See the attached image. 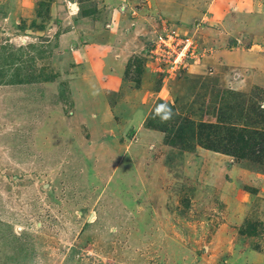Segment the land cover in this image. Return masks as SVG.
<instances>
[{
	"label": "rangeland",
	"instance_id": "374dc122",
	"mask_svg": "<svg viewBox=\"0 0 264 264\" xmlns=\"http://www.w3.org/2000/svg\"><path fill=\"white\" fill-rule=\"evenodd\" d=\"M261 9L264 0H0V264H264ZM129 19L141 52L122 55L118 98L98 88L110 66L90 63L99 49L76 68L65 51L72 28L79 37L91 25L85 37L102 40L105 24L117 33ZM162 25L191 35L198 69L156 70L144 50ZM247 49L261 63L242 62ZM82 76L93 83L75 84ZM48 80L49 90L37 84ZM53 92L69 118L49 126L30 108L54 107ZM236 93L249 101L237 107ZM200 122L246 130L244 154L205 148L207 134L225 144Z\"/></svg>",
	"mask_w": 264,
	"mask_h": 264
},
{
	"label": "crops",
	"instance_id": "0c3cea01",
	"mask_svg": "<svg viewBox=\"0 0 264 264\" xmlns=\"http://www.w3.org/2000/svg\"><path fill=\"white\" fill-rule=\"evenodd\" d=\"M262 11L263 10L261 9V12L258 13L257 16L264 17V13ZM89 17H90V15L89 16L88 15L80 16V19H78L76 22L88 20ZM132 21H133L132 19L127 20V22H128L127 24L125 21L121 22V24H123V25L121 27H119L120 30L117 33L113 32L115 29L117 30V28L115 27V24L117 22L110 21L108 24H105V26L107 27L108 30L104 29V32L106 33V35L102 38V40H96V37L94 38V40L93 39L90 40V39L85 37V35L91 37V35L95 34L96 31L95 32L93 31L95 29H93L91 25L89 28V30L92 31L91 33H87L84 29H82V34L79 33V37L81 38V40L75 34L76 32H75L74 28H72V31H70L71 33L73 32L74 35L72 37V40H70V42L68 43V45L69 44L70 45L67 47L65 52H66V54H69L72 57L74 64H75L74 65L75 68L79 63L76 58L79 56L82 58H86V57L88 58L89 54L86 53L85 49L92 46V45L95 46L96 49L100 50L101 56L100 57H92V55L91 56L89 55V58L91 59L90 63L97 62L96 64H98V66H101V67H103V65H99V63L101 64V62H107L108 64H110V66H107V67H105L106 65H104V67L101 69L102 73L105 77H104V79L99 80V86H98V88L101 91H103L106 95L108 92L112 93V94L115 92L117 94L116 96H118V98L123 97V96H120V93H118V90L121 88V87H119V84L121 83L120 80L122 79V77L125 76V68L122 67L123 65L121 64L120 59H121L123 54H125L126 59L128 58V60H129L130 57H133L135 55L134 53L137 54V53L141 52V49H139L138 47L137 48L135 47V50H132L133 54L131 52V49L133 48V46H135V40L137 41V37L139 35V33L135 32L138 25H139V21L137 22V26L134 29H132L131 28L132 26L129 25V24H131L129 22H132ZM257 21H259V19ZM255 24L258 27L259 25H257V24H260V23L258 22ZM255 24H253L254 26L249 27L248 29H253V27L255 28ZM233 25H234V29H236V30L238 29L239 32H240V28L243 27V25L237 21H235L233 23ZM238 31H237V34L239 33ZM70 32H67V33H70ZM122 39H125V40L130 39V41L132 43L130 46L127 44L128 48L125 50V53H123V52L121 53V49L118 46L119 42H122ZM92 40H93V42H92ZM81 41H82V43H81ZM136 46H138V45L136 44ZM246 51H247V53H245L241 59L242 62H244V63L246 62L248 64H253L256 66H257V64L261 63V60H258L256 58L252 57L251 54H249L250 49H247ZM126 53H127V55H126ZM201 54L203 55V53H201ZM136 56H138V55H136ZM199 59L200 58H198L196 61H194V63L197 61H200ZM238 61H239V57L236 61V64H238V66H240ZM189 66L193 67L195 69L199 68L195 64H189L187 67H189ZM248 66H251V65H248ZM81 80L83 82L87 81L88 83H93L91 81L86 80L83 76L79 77L77 79L75 78L74 83L79 84V82H80V84H81V82H82ZM50 81L51 80H48L46 82L41 81L42 83H37V84L40 87L44 86L48 89L49 86L47 84H50L51 83ZM33 84L34 83L26 84V87L30 88L31 86H28V85H33ZM31 89H33V87ZM123 90L124 89H122L121 94L126 95V92L123 93ZM28 92H29V90H28ZM51 94L53 95L52 100L53 99L56 100V101H52V104L54 107L51 108V106H50V108H47L43 104H41V106L39 108H36V106L32 107V105L30 108L32 115H33V112L35 110V114L33 116H41L40 121L42 123H47V125H49V126H53V124L51 123V120H53L54 117L56 118V116H57V118L62 119V120L69 118V117H64V116L62 117L63 112L61 111L60 104L58 106H56L57 101H59L60 98L56 99L54 92ZM34 96L37 97V99H40V93H39L38 89L36 90L35 95L33 92L32 97H31L32 98L31 101L34 100ZM120 99H122V101L125 100L124 98H120ZM63 105H65V104H63ZM53 108L56 111H52Z\"/></svg>",
	"mask_w": 264,
	"mask_h": 264
},
{
	"label": "built area",
	"instance_id": "2783aa9c",
	"mask_svg": "<svg viewBox=\"0 0 264 264\" xmlns=\"http://www.w3.org/2000/svg\"><path fill=\"white\" fill-rule=\"evenodd\" d=\"M162 27V32L156 36L155 40L149 39L150 41H148L149 43L144 50L151 61L154 62L155 67H157L156 70L159 71V64L161 63L164 69L160 72L170 75L171 72L174 73L179 68H184L190 62L200 58L202 49L197 48V44L191 38V35L178 33L163 25Z\"/></svg>",
	"mask_w": 264,
	"mask_h": 264
},
{
	"label": "trees",
	"instance_id": "16d2710c",
	"mask_svg": "<svg viewBox=\"0 0 264 264\" xmlns=\"http://www.w3.org/2000/svg\"><path fill=\"white\" fill-rule=\"evenodd\" d=\"M45 81V80H44ZM235 95H237V104L236 106L238 107L241 103H246L249 101V97H244L241 94L236 93ZM251 105V103H250ZM252 110V109H251ZM248 111H245L246 116H245V120H249L250 117H247V115H252V111H250V113H247ZM200 124H206L203 127H207V129L211 130L214 134H222V136H215L217 138L214 139L215 142H218L219 140L223 141V143L225 144L223 148L221 149H217V146H213L212 142L213 139L211 138L210 134H207L204 137V140L208 141L207 143H203V146H205V148L213 150V151H219L223 154L226 155H237V156H242L244 153V148H246L249 144H247V140H246V130L243 131V128H234L233 126L228 125H221L218 123H202L200 122ZM245 132V133H244ZM211 138V139H210Z\"/></svg>",
	"mask_w": 264,
	"mask_h": 264
},
{
	"label": "bare ground",
	"instance_id": "6f19581e",
	"mask_svg": "<svg viewBox=\"0 0 264 264\" xmlns=\"http://www.w3.org/2000/svg\"><path fill=\"white\" fill-rule=\"evenodd\" d=\"M71 7H74L73 5H71Z\"/></svg>",
	"mask_w": 264,
	"mask_h": 264
},
{
	"label": "clouds",
	"instance_id": "9594fccd",
	"mask_svg": "<svg viewBox=\"0 0 264 264\" xmlns=\"http://www.w3.org/2000/svg\"><path fill=\"white\" fill-rule=\"evenodd\" d=\"M201 56V55H200Z\"/></svg>",
	"mask_w": 264,
	"mask_h": 264
}]
</instances>
